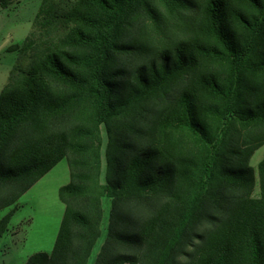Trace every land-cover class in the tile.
<instances>
[{
  "label": "trees",
  "instance_id": "16d2710c",
  "mask_svg": "<svg viewBox=\"0 0 264 264\" xmlns=\"http://www.w3.org/2000/svg\"><path fill=\"white\" fill-rule=\"evenodd\" d=\"M11 50L0 236L70 170L54 248L26 264H88L106 197L94 264H264V0H42Z\"/></svg>",
  "mask_w": 264,
  "mask_h": 264
},
{
  "label": "rangeland",
  "instance_id": "374dc122",
  "mask_svg": "<svg viewBox=\"0 0 264 264\" xmlns=\"http://www.w3.org/2000/svg\"><path fill=\"white\" fill-rule=\"evenodd\" d=\"M41 3L42 0H15L8 8L0 6V93L18 59V52L12 51L11 47L23 44L32 30ZM104 137L106 142V131ZM263 157L264 146L255 152L250 161L256 172ZM69 181V165L64 158L20 198L18 208L11 218L9 231L0 237V264H26L31 255L42 251L50 253L53 250L65 210V205L59 198V189ZM255 195H260L259 184L255 188ZM103 204V234L97 241L88 264L95 263L107 237L110 198H104ZM11 210V207L0 210V219Z\"/></svg>",
  "mask_w": 264,
  "mask_h": 264
},
{
  "label": "crops",
  "instance_id": "0c3cea01",
  "mask_svg": "<svg viewBox=\"0 0 264 264\" xmlns=\"http://www.w3.org/2000/svg\"><path fill=\"white\" fill-rule=\"evenodd\" d=\"M11 208H12V207H11ZM9 225H10V224H9ZM8 231H9V230H8ZM8 231H7V232H8ZM15 234H16V233H15ZM0 237H2V236H0Z\"/></svg>",
  "mask_w": 264,
  "mask_h": 264
}]
</instances>
